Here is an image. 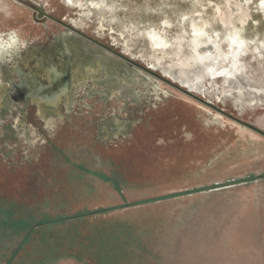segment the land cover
I'll return each mask as SVG.
<instances>
[{"label": "water", "instance_id": "obj_1", "mask_svg": "<svg viewBox=\"0 0 264 264\" xmlns=\"http://www.w3.org/2000/svg\"><path fill=\"white\" fill-rule=\"evenodd\" d=\"M262 160L264 0H0V264H173Z\"/></svg>", "mask_w": 264, "mask_h": 264}, {"label": "rangeland", "instance_id": "obj_2", "mask_svg": "<svg viewBox=\"0 0 264 264\" xmlns=\"http://www.w3.org/2000/svg\"><path fill=\"white\" fill-rule=\"evenodd\" d=\"M173 264H264V160L175 230Z\"/></svg>", "mask_w": 264, "mask_h": 264}]
</instances>
